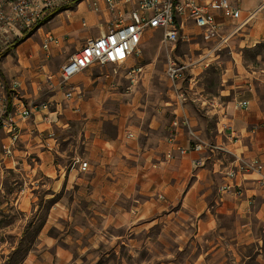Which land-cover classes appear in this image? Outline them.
I'll use <instances>...</instances> for the list:
<instances>
[{
  "label": "crops",
  "instance_id": "obj_1",
  "mask_svg": "<svg viewBox=\"0 0 264 264\" xmlns=\"http://www.w3.org/2000/svg\"><path fill=\"white\" fill-rule=\"evenodd\" d=\"M229 1L240 14L215 12L220 38L207 42L192 20L180 19L177 42L164 44L162 30H148L141 54L129 57L118 74L112 65L93 66L73 76L67 88L59 85L62 66L81 48L79 40L97 37L79 31L87 24L83 18L77 26L61 20L50 31L41 27L34 34L41 41L25 39L12 55L0 58L3 116L15 114L18 104L33 108L28 119L15 115V144L0 123V168L29 179L31 194L19 197L21 207L32 210L36 191L48 201V229L54 221L81 240L88 234L85 247L94 255L76 264H100L113 238L121 240L129 229H160L164 221L193 226L195 237L217 234L215 242L207 239V251L197 261L207 264L225 251L229 261L218 264H264L260 174L227 178L236 158L257 160L264 175V0ZM57 31L77 38L75 52ZM49 35L55 41L45 50ZM169 59L183 67L174 85L166 78ZM139 66L143 71L132 81L128 71ZM211 69L219 71L215 85L209 81ZM70 89L73 97L67 98ZM240 101H248V107H239ZM184 117L207 141L203 152L178 153L190 146L187 128L178 125ZM169 152L174 159L166 158ZM199 158L205 165L194 168ZM81 161L87 162L86 171ZM226 181L234 187L223 192ZM80 238L74 244L79 248ZM61 242L37 241L35 247L40 251L47 245V253L30 251L22 264L72 263L73 247Z\"/></svg>",
  "mask_w": 264,
  "mask_h": 264
},
{
  "label": "built area",
  "instance_id": "obj_2",
  "mask_svg": "<svg viewBox=\"0 0 264 264\" xmlns=\"http://www.w3.org/2000/svg\"><path fill=\"white\" fill-rule=\"evenodd\" d=\"M71 0H0V53L10 46H17L32 32L39 31L47 16L61 7L67 6ZM104 3V8L101 3ZM91 9L100 12L102 9L113 15L114 26L97 37L87 38L81 48L62 66L59 85L67 88L69 80L93 66L105 67L112 65L113 74H118L128 58L141 54L140 45L144 34L148 30L160 29L163 32L164 44L177 42L179 28L178 20H192L196 26L203 30V38L212 42L220 38V29L215 21V12L222 11L233 18L239 17V10L229 0H91ZM226 39L221 38L225 42ZM55 38L51 35L45 37L42 48L48 50L49 44ZM141 66L129 69L128 75L134 77L142 73ZM183 67L169 59L166 67L168 78L176 83L179 80ZM18 86V84H15ZM73 90L66 93L67 98L73 97ZM239 107L247 108L248 101L238 102ZM47 109L48 106H41ZM15 114L3 116L0 109V123L10 135L12 144L19 139V128L15 115L28 119L33 114V108H26L22 104L15 106ZM177 124V123H175ZM178 125L187 128L189 148H179L178 153L185 155L188 152H203L208 146L190 125L188 118L184 117ZM218 148V147H215ZM6 154H11L6 148ZM175 154L169 152L167 159H174ZM236 169L230 170L227 178L232 180L238 174L259 173L258 183L264 186L263 165L257 160L236 158ZM204 160L199 158L193 161V166H204ZM87 162H80V169L86 171ZM228 181L221 187L225 192L232 189Z\"/></svg>",
  "mask_w": 264,
  "mask_h": 264
},
{
  "label": "rangeland",
  "instance_id": "obj_3",
  "mask_svg": "<svg viewBox=\"0 0 264 264\" xmlns=\"http://www.w3.org/2000/svg\"><path fill=\"white\" fill-rule=\"evenodd\" d=\"M77 1L79 3H74L67 10H65L67 6H64L60 10L49 14L42 24L44 31H50L61 20H65L67 24L76 21L75 26H77L79 24L77 20L82 18L87 20V24L85 23L84 26L81 25V27L83 26L81 29H77H80L79 31L84 32L87 36H98L102 31L107 32L114 26L112 23V14H109L103 9L100 12L93 11L91 9V0ZM101 4L104 8V3L102 2ZM36 32H32L22 40L32 38L35 42L41 41L37 34L34 36ZM56 33L60 35H57L58 38H65L66 41L67 39L70 40L72 43V51H76L75 47L77 45L73 43L77 39L75 36L67 35L65 37L63 36V38L60 31ZM83 43L84 40H79L80 47ZM14 49L15 46H10L3 53H0V58L5 57L7 54L12 55ZM140 49H142L141 45ZM0 75H3L1 70ZM208 75L209 81L215 85L219 79V71L211 69ZM166 78L173 85L175 84L168 78L167 74ZM4 85L5 83H3ZM196 133L207 143L198 131ZM27 181L29 179L27 178L26 180V176L22 172L19 173L14 170L0 168V264H22L30 251H39V247H35L37 241L51 239L57 240L60 245H62L61 241L64 240L73 247L69 248V251H73L75 257L73 258V262L71 263L70 259L68 264H76L75 261L83 262L84 258L88 260L92 257L94 254L92 256L89 255L91 249L85 247L87 244L85 239L88 237V234H84L85 237L81 240L79 234H67L68 226L65 223L64 231H62L60 224L57 228L55 227L54 221H52L53 227L48 229L46 222L50 206L48 201L42 199L40 194V196L38 195V191L35 192L37 199L36 197L31 198V201H34L32 210H26L25 207H21L19 197L23 196L26 191H28L27 194H31L30 184ZM69 224H71V221H69ZM162 225H167L168 227L162 228L164 227ZM158 226L161 228L145 229L142 232L131 231L129 229L125 234L126 237L121 240L113 238L111 247L107 244L103 248V253L101 254L102 259L99 261L100 264H138L137 259L139 258H147L149 260L154 258V264H163L168 258L174 260L175 264H204L203 261H197V259L201 253L207 251L208 246L205 245L207 239L215 242L217 236V234H211L205 237H195V228L193 226L185 229L187 226L178 222L173 224L164 221L159 222ZM79 238L80 248L74 245L75 241ZM46 247L39 251L40 254L47 253L48 250ZM52 249L54 248L52 247ZM224 252L212 257L207 264H218L219 261H223L224 259L228 262L230 257L227 256V259ZM239 252L249 254L251 250H242ZM50 255L53 259L57 258L52 253ZM121 259L123 260L122 262ZM239 262V264H242L241 260ZM52 264H54V261Z\"/></svg>",
  "mask_w": 264,
  "mask_h": 264
},
{
  "label": "trees",
  "instance_id": "obj_4",
  "mask_svg": "<svg viewBox=\"0 0 264 264\" xmlns=\"http://www.w3.org/2000/svg\"><path fill=\"white\" fill-rule=\"evenodd\" d=\"M74 3H79V1H77V0H71V2L67 5V7H66L65 10L69 9L70 7H72V5H73ZM24 40H25V39H24Z\"/></svg>",
  "mask_w": 264,
  "mask_h": 264
}]
</instances>
